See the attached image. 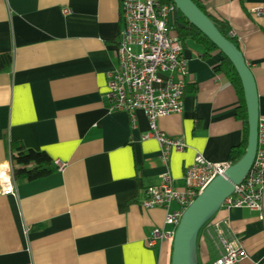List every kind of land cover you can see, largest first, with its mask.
<instances>
[{
    "label": "crops",
    "instance_id": "0c3cea01",
    "mask_svg": "<svg viewBox=\"0 0 264 264\" xmlns=\"http://www.w3.org/2000/svg\"><path fill=\"white\" fill-rule=\"evenodd\" d=\"M198 1L239 40L264 119V0ZM121 14L122 0H0V56L12 58L0 71V163L13 169L17 143L64 164L42 179L15 180L16 195L0 193V264H172L173 239L148 244L156 227L172 226L165 209L142 205L147 189L165 173L182 189L197 155L232 164L229 154L243 141L239 96L217 70L220 55L205 58L191 39L182 42L184 111L157 121L184 139V152L164 163L159 144L143 139L150 131L144 111L133 122L129 112L109 110ZM215 219L229 221L227 236L246 253L241 264H264L256 212L221 208ZM198 254L200 264H212L219 252L199 235Z\"/></svg>",
    "mask_w": 264,
    "mask_h": 264
},
{
    "label": "built area",
    "instance_id": "2783aa9c",
    "mask_svg": "<svg viewBox=\"0 0 264 264\" xmlns=\"http://www.w3.org/2000/svg\"><path fill=\"white\" fill-rule=\"evenodd\" d=\"M67 12V10H64ZM177 12L175 3L162 0H122V28L117 36V66L110 71L107 82V98L110 111H127L134 122V113L144 111L149 120L150 131L143 139H154L167 163L174 152H184L187 145L181 137H170L157 126L159 118L181 114L184 111V96L189 70L183 55V43L172 34L171 15ZM58 169L64 164L55 162ZM233 164V163H232ZM230 164L214 163L197 155L194 163L184 175V187L174 186L169 173L161 175L160 184L146 191L142 202L145 208L165 209V223L172 226L166 231L156 227L148 244L174 238L184 211L199 193L218 175H224ZM13 191L0 192L16 195ZM176 206L175 208L173 206ZM221 208H245L258 214L264 225V119L258 126V148L252 168L245 179ZM230 230L228 220L211 219L201 229L200 235L209 239L219 252L212 264H241L246 257L242 246L227 236Z\"/></svg>",
    "mask_w": 264,
    "mask_h": 264
},
{
    "label": "water",
    "instance_id": "95a60500",
    "mask_svg": "<svg viewBox=\"0 0 264 264\" xmlns=\"http://www.w3.org/2000/svg\"><path fill=\"white\" fill-rule=\"evenodd\" d=\"M177 11L205 34L232 62L241 79L248 112L247 143L241 158L216 176L184 211L173 238L172 264H200L198 238L224 201L233 194L253 166L258 148L259 95L254 74L242 51L226 38L193 0H173Z\"/></svg>",
    "mask_w": 264,
    "mask_h": 264
},
{
    "label": "trees",
    "instance_id": "16d2710c",
    "mask_svg": "<svg viewBox=\"0 0 264 264\" xmlns=\"http://www.w3.org/2000/svg\"><path fill=\"white\" fill-rule=\"evenodd\" d=\"M162 1L166 3H174L173 0ZM193 1L214 21L220 32L240 49L239 40L231 34V27L229 24L223 19L214 17L212 14L207 12L205 7L198 0ZM175 15L176 21L174 23L173 30L176 31L177 37H179L182 42H185L187 39L193 40L196 44L202 47L204 51L203 56L205 58L213 57L216 54L220 55L217 70L230 80L239 96L240 102L237 110V119L243 123V141L240 146L233 148L229 154V161L231 163H235L241 158L245 150L248 127V112L244 98L243 85L239 74L232 62L205 34L190 23V21L183 16L181 12L177 11ZM11 65L12 58L10 56H0V71L9 70ZM11 147L13 151L11 161L13 164L12 174L14 180L26 178L30 181H35L48 177L59 170L53 159L45 151H37L26 148H21L20 150L17 143H12ZM31 163H33L34 166L30 170L24 167L26 164Z\"/></svg>",
    "mask_w": 264,
    "mask_h": 264
},
{
    "label": "clouds",
    "instance_id": "9594fccd",
    "mask_svg": "<svg viewBox=\"0 0 264 264\" xmlns=\"http://www.w3.org/2000/svg\"><path fill=\"white\" fill-rule=\"evenodd\" d=\"M11 166L8 161L0 163V192L10 193L13 191Z\"/></svg>",
    "mask_w": 264,
    "mask_h": 264
},
{
    "label": "rangeland",
    "instance_id": "374dc122",
    "mask_svg": "<svg viewBox=\"0 0 264 264\" xmlns=\"http://www.w3.org/2000/svg\"><path fill=\"white\" fill-rule=\"evenodd\" d=\"M171 18H172V21L175 23V21H176V15H175V13H173V14L171 15ZM172 34H173V32H172Z\"/></svg>",
    "mask_w": 264,
    "mask_h": 264
}]
</instances>
